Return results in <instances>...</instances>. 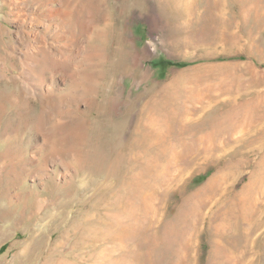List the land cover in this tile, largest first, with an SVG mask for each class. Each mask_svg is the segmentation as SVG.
Segmentation results:
<instances>
[{
	"label": "rangeland",
	"instance_id": "rangeland-1",
	"mask_svg": "<svg viewBox=\"0 0 264 264\" xmlns=\"http://www.w3.org/2000/svg\"><path fill=\"white\" fill-rule=\"evenodd\" d=\"M121 1L0 0V264H264V4Z\"/></svg>",
	"mask_w": 264,
	"mask_h": 264
},
{
	"label": "bare ground",
	"instance_id": "bare-ground-1",
	"mask_svg": "<svg viewBox=\"0 0 264 264\" xmlns=\"http://www.w3.org/2000/svg\"><path fill=\"white\" fill-rule=\"evenodd\" d=\"M245 1H251V2H253L254 5L257 6L256 9H255V12L253 11L254 14L255 13H259V10L257 9L258 6L261 3L264 4V0H245ZM145 2H144V0H132V2H127V3L124 2V1H121V4H122L123 8H128V9L132 8L133 10L134 9H138L140 11H145V9H146V3ZM155 2L160 6V8L163 11L177 10L178 12H182L183 10L180 7H182L181 4L185 3V2H186L187 8H191L192 7L191 5L188 6L189 5L188 4L189 0H155ZM57 12H59V11H57ZM254 14H252L248 18V20H246V21L243 19L242 23H243L244 27L246 25V29L249 28V25L256 26V25H259L261 23V20L258 19L257 16L254 17V18L252 17ZM245 19H247V18H245ZM250 21L252 22V24H250ZM156 112H157L156 106L154 104H152V103L151 104L147 103L146 106L143 105V107L140 108L139 114L136 117L135 126H134L133 131L130 134L129 138L126 139V140L124 138L122 143L119 142L118 149L122 145V151L121 152L118 151L116 153V165L115 166L113 165L114 167H112V172L113 173L121 175V174L125 173V170H126V172L132 170L134 168V163H132L131 157L134 154H138V155H141V153H143V154H157L156 152L159 149L157 141H159V139H160V132H159V128H156L158 122H155L156 118L154 119V117H153V114H155ZM148 113H149V115H148ZM150 116H152V118H150ZM146 119L149 121L148 123L146 122ZM126 124H128V123H126V121L124 120V122H122V127H121V129L123 131L126 129L125 126H128ZM120 125H121V123H120ZM118 127H119V125H118ZM214 128H216V127H214ZM119 130H120V127H119ZM120 136H119V138H120ZM97 153H99V152H97ZM213 182H214V180L210 182L211 188L217 186V185H214L215 183L213 184ZM251 186L253 188V184L252 183H251V185H250V187L248 189L249 190V194H251L250 193L251 192L250 191L251 190ZM248 197H250V195ZM248 197L244 196L243 197V202L244 203H242V205H240V209L242 208L244 211L248 210V205L246 204V202L249 199ZM243 210H242V212H243ZM233 213H236V211L234 212V210H233ZM244 220H245V218H244ZM117 234L119 236L118 238H121L120 236L126 237V238H134V239H139L140 238V230L137 229V228H134V227H128V226L121 227L118 230Z\"/></svg>",
	"mask_w": 264,
	"mask_h": 264
},
{
	"label": "trees",
	"instance_id": "trees-1",
	"mask_svg": "<svg viewBox=\"0 0 264 264\" xmlns=\"http://www.w3.org/2000/svg\"><path fill=\"white\" fill-rule=\"evenodd\" d=\"M173 65V64H172ZM176 65H181V64H176Z\"/></svg>",
	"mask_w": 264,
	"mask_h": 264
}]
</instances>
